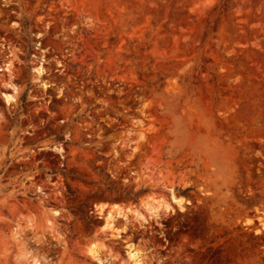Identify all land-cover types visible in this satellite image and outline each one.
<instances>
[{"label": "rangeland", "instance_id": "1", "mask_svg": "<svg viewBox=\"0 0 264 264\" xmlns=\"http://www.w3.org/2000/svg\"><path fill=\"white\" fill-rule=\"evenodd\" d=\"M263 224L264 0H0V264H264Z\"/></svg>", "mask_w": 264, "mask_h": 264}, {"label": "bare ground", "instance_id": "2", "mask_svg": "<svg viewBox=\"0 0 264 264\" xmlns=\"http://www.w3.org/2000/svg\"><path fill=\"white\" fill-rule=\"evenodd\" d=\"M39 73H41L40 70H38ZM6 99L7 101H9V96L6 95ZM171 201L178 207L180 208V210H183L184 209V203H185V200L182 196H175L174 193L171 195ZM157 203V204H156ZM156 203H153L154 205L152 206H148V209L151 211V212H155V211H158L160 208H164V209H168L169 208V205L168 204H158V202ZM187 203V202H186ZM149 205V204H148ZM104 206V207H102ZM106 208V205L104 203H97L95 205V209L96 211H98L99 213L102 212V210H104ZM113 212H115V215H113ZM132 213L131 210L127 209V210H124L123 214H122V211L121 209L117 206V205H113V206H110L109 207V210L108 212L106 213V215L104 216V223L102 225L101 228H112L113 225H114V220L117 217H124L127 213ZM137 216H139L140 218L143 217V215L141 213H137L136 214ZM263 228H264V224H263ZM116 236L119 237V232H117ZM90 255L92 257H97L98 254H99V251L97 249H95V247L91 248L90 251H89ZM127 259L132 262V264H141V259L139 258V255H138V252L137 251H134V250H127Z\"/></svg>", "mask_w": 264, "mask_h": 264}, {"label": "clouds", "instance_id": "3", "mask_svg": "<svg viewBox=\"0 0 264 264\" xmlns=\"http://www.w3.org/2000/svg\"><path fill=\"white\" fill-rule=\"evenodd\" d=\"M212 155L218 162H220L221 168L223 169L227 163L226 152L223 147L217 146Z\"/></svg>", "mask_w": 264, "mask_h": 264}, {"label": "snow or ice", "instance_id": "4", "mask_svg": "<svg viewBox=\"0 0 264 264\" xmlns=\"http://www.w3.org/2000/svg\"><path fill=\"white\" fill-rule=\"evenodd\" d=\"M9 99H10V97H9ZM102 207H104V206H102ZM249 223H251V221H249Z\"/></svg>", "mask_w": 264, "mask_h": 264}, {"label": "trees", "instance_id": "5", "mask_svg": "<svg viewBox=\"0 0 264 264\" xmlns=\"http://www.w3.org/2000/svg\"><path fill=\"white\" fill-rule=\"evenodd\" d=\"M29 45H27V49H28ZM29 51V50H28Z\"/></svg>", "mask_w": 264, "mask_h": 264}, {"label": "water", "instance_id": "6", "mask_svg": "<svg viewBox=\"0 0 264 264\" xmlns=\"http://www.w3.org/2000/svg\"><path fill=\"white\" fill-rule=\"evenodd\" d=\"M177 193V192H176Z\"/></svg>", "mask_w": 264, "mask_h": 264}]
</instances>
